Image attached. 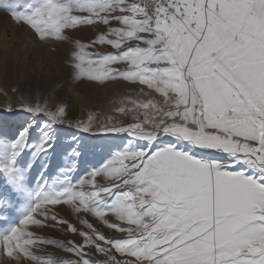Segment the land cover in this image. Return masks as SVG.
<instances>
[{"label":"snow or ice","instance_id":"6c2138e0","mask_svg":"<svg viewBox=\"0 0 264 264\" xmlns=\"http://www.w3.org/2000/svg\"><path fill=\"white\" fill-rule=\"evenodd\" d=\"M0 10L41 43L92 26L91 44L76 41L67 58L72 78H122L163 98L129 99L134 109L116 111L131 120L95 128L91 116L73 123L66 107L18 100L32 115L0 129V205L27 194L37 161L42 173L57 157L70 164L59 169L62 186L38 185L15 225L0 216V264H264V0H0ZM94 45L115 51L85 52ZM65 126L75 129L68 142ZM76 134L121 144L72 182L85 149Z\"/></svg>","mask_w":264,"mask_h":264},{"label":"rangeland","instance_id":"374dc122","mask_svg":"<svg viewBox=\"0 0 264 264\" xmlns=\"http://www.w3.org/2000/svg\"><path fill=\"white\" fill-rule=\"evenodd\" d=\"M58 2H65V0H58ZM94 33L92 26H81L79 30H65L69 38L67 41L53 40L41 43L28 26L15 23L8 12L0 10V129L14 131L18 125L32 115L21 109L18 103L21 97L29 98L33 104L38 102L46 105L52 110L66 107V118L71 119L73 123L86 122L91 116L94 128L109 123L110 118L113 123L131 120L132 113L125 117L124 114L116 111L120 107L134 109V106L127 102L129 99L138 102L152 99L163 103V98L158 93L138 82L132 83L122 78L103 82L89 81L87 78L79 80L72 78V69L67 60L70 51L76 41L91 44L95 38ZM114 51L110 46L105 45H94L85 49L86 53L93 55ZM84 67L86 68L87 65L85 64ZM113 67L125 68L126 65H113ZM13 89L17 91L14 92ZM144 111V109L140 110L141 119ZM74 132V128L65 126L62 141L68 142V138ZM76 135L85 145V149L81 152V158L75 171L68 177L72 182L79 180L87 170L99 167L110 159L117 151L116 146L121 144L119 139L103 136L85 138L84 135L88 134ZM27 160L28 153L26 152L23 154V159H18V168L22 169ZM68 164L70 160L66 157L51 159L47 170L42 173V163L40 161L34 163L25 176L27 194L18 198L19 203L10 210L0 205V216L9 221V226L15 225L23 217L27 207L35 202L33 194L39 184H44L46 181L45 190L49 187L62 186L59 169ZM37 177L40 178L39 181ZM97 179L103 183L101 178ZM3 182L4 177L0 175V185ZM58 211L60 215L69 218L67 209L59 208ZM71 219L74 220V217ZM109 221L114 222V218L109 217ZM91 222L108 237L122 235L107 229L98 221L91 220ZM77 227H79L78 223ZM0 231L3 229L0 228ZM47 235L50 238L65 239L62 234L52 230H47ZM66 238L79 240V237L75 235H68ZM55 255L64 258L69 256L63 251H56ZM115 255L120 258L119 254ZM42 258L46 257L42 256Z\"/></svg>","mask_w":264,"mask_h":264},{"label":"crops","instance_id":"0c3cea01","mask_svg":"<svg viewBox=\"0 0 264 264\" xmlns=\"http://www.w3.org/2000/svg\"><path fill=\"white\" fill-rule=\"evenodd\" d=\"M120 257V256H119ZM118 259H122V257L118 258Z\"/></svg>","mask_w":264,"mask_h":264}]
</instances>
